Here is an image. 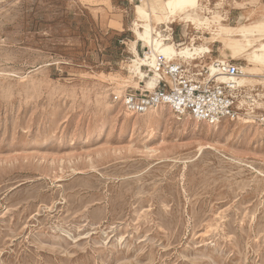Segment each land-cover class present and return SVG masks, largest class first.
Listing matches in <instances>:
<instances>
[{"label": "rangeland", "instance_id": "rangeland-1", "mask_svg": "<svg viewBox=\"0 0 264 264\" xmlns=\"http://www.w3.org/2000/svg\"><path fill=\"white\" fill-rule=\"evenodd\" d=\"M162 3L0 0V264H264V127L113 100L150 82L134 23ZM198 3L226 27L264 20V0ZM152 26L249 68L231 37Z\"/></svg>", "mask_w": 264, "mask_h": 264}, {"label": "built area", "instance_id": "built-area-1", "mask_svg": "<svg viewBox=\"0 0 264 264\" xmlns=\"http://www.w3.org/2000/svg\"><path fill=\"white\" fill-rule=\"evenodd\" d=\"M207 54L201 53L187 62L169 61L157 55L148 64L151 52L142 53L145 78L154 81L152 90L142 83L134 92L113 94L114 102L130 114H145L166 106L178 116L207 125L244 120L264 127V87L238 86L232 81L241 74L237 64L230 59L207 62ZM221 74L230 81L219 80Z\"/></svg>", "mask_w": 264, "mask_h": 264}, {"label": "bare ground", "instance_id": "bare-ground-1", "mask_svg": "<svg viewBox=\"0 0 264 264\" xmlns=\"http://www.w3.org/2000/svg\"><path fill=\"white\" fill-rule=\"evenodd\" d=\"M196 5L197 0H165L163 8L160 10L146 11L141 8L138 9L139 21L134 23L133 33L136 39L148 46L151 52V61L148 64H152L157 55H162L169 61L187 62V60H193L199 54L209 51L205 46H195L191 43L177 49L176 45L170 42V39H163L160 32L154 30L152 26L153 21L157 23L165 22L166 24L188 23L196 30H208L213 38L222 34L224 37H231L232 40L230 41L232 43L229 45L234 55H239L246 48H251V53L247 55L249 68L240 67L242 73L232 81L238 86H249L254 79H259L261 86L264 87V75L254 73V71H260L261 67L264 68V20L242 25L238 28L226 27L221 23L222 19L215 14L211 18L201 17L197 12ZM134 54L137 56L136 51H134ZM142 62L143 59L141 60V66ZM138 73L136 72V74ZM218 79L223 82L230 81L222 74L218 76ZM153 86L154 81L150 78L148 87L152 89Z\"/></svg>", "mask_w": 264, "mask_h": 264}, {"label": "crops", "instance_id": "crops-1", "mask_svg": "<svg viewBox=\"0 0 264 264\" xmlns=\"http://www.w3.org/2000/svg\"><path fill=\"white\" fill-rule=\"evenodd\" d=\"M199 0H197V5H196V7H197V12L199 11ZM163 4V3H162ZM164 5V4H163ZM163 8V7H162ZM176 23H182V22H176ZM172 24H174V23H172ZM172 24H170V25H172ZM188 24V23H187ZM190 26H192L191 24H189ZM193 27V26H192ZM232 28V27H231ZM194 30H196L195 28H193ZM166 30H169V32H170V28L169 27H167L166 26ZM170 35V34H169ZM192 42V41H191ZM188 44H190V43H188ZM191 44H193V45H195L196 43H194V42H192ZM202 45V44H201ZM200 44L198 45V46H201ZM204 46V45H203ZM211 51V50H210ZM204 53V52H203ZM206 53H209V51H206ZM200 55V54H199Z\"/></svg>", "mask_w": 264, "mask_h": 264}]
</instances>
